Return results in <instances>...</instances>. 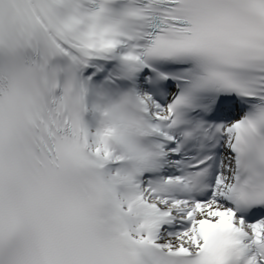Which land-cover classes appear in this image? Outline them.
Instances as JSON below:
<instances>
[{
	"label": "snow or ice",
	"instance_id": "obj_1",
	"mask_svg": "<svg viewBox=\"0 0 264 264\" xmlns=\"http://www.w3.org/2000/svg\"><path fill=\"white\" fill-rule=\"evenodd\" d=\"M0 264H264V0H0Z\"/></svg>",
	"mask_w": 264,
	"mask_h": 264
}]
</instances>
